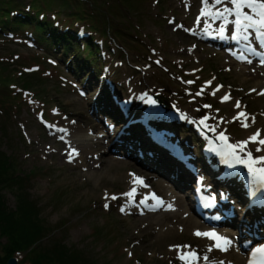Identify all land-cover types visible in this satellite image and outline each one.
<instances>
[{
	"label": "rangeland",
	"instance_id": "rangeland-1",
	"mask_svg": "<svg viewBox=\"0 0 264 264\" xmlns=\"http://www.w3.org/2000/svg\"><path fill=\"white\" fill-rule=\"evenodd\" d=\"M107 1L109 0H98L102 8L103 4L108 5ZM179 1L181 0H140L138 3L132 1L137 10H124L126 21L106 12L111 25H116L121 34L126 32V36L132 38L133 42L126 37H116L128 49L120 52L121 57L117 55L119 60L114 56L107 57H111V60L105 65L107 71L101 76L103 81L91 80L89 76L73 77L56 58L39 47L35 48L30 41H23L19 36L11 40L0 37V156L3 155L11 164V176L8 181L11 186H0V195L5 209L10 213L17 211L19 205L25 206L27 202L34 210V219L39 221L38 224L44 229V232H41V240L33 242L36 230L32 228H36V225H14L18 221L27 222L19 218L18 214L14 213L15 222L12 220L11 223V229H14L12 233L22 232L21 238L26 248L34 254L35 251H41L37 252L41 254L43 249L54 251L55 246L60 245L67 250L77 251L82 259L90 260L91 264H185L180 254L163 255L157 246L149 253L139 250L145 243H151L153 237L142 230L136 237L135 233L139 230L134 228L130 235H125L129 222H120L122 216L113 208H102L104 195L111 191L119 192L122 187L119 190V187L110 184L111 187L102 190L105 187L98 180L91 179L88 171L79 167L80 159L71 155L62 160L58 155L65 154V147L76 144L74 142L78 139L83 142L85 139L79 136L85 135V148H88L86 143L99 140L103 143V149L94 154L100 158L111 157L115 147L114 135L109 138L111 142L107 143L109 139L105 134L112 132L102 129L103 124L106 128L108 125L102 119L104 114L101 115V110H113L116 115L119 114L122 106L115 107L116 97L126 95L128 99L134 97L135 104L144 103L145 119L161 117L166 127H161L157 122V128H167L177 139L185 140L180 135H191L190 140L199 154L196 156L192 151L194 160L200 164H208L217 158L215 151L206 152V144L207 148H210L208 138L211 137L224 145L225 142L219 139L221 132L227 137L228 144L249 141L257 132L260 134L259 138L264 139V96H258L259 91L253 95L247 94L255 83L253 81L248 83L243 79L239 81L231 78L234 81L230 82L225 80V76L215 72L224 73V68L219 66L218 57L213 60L210 55L209 57L201 52L198 45L202 44V39L191 37V29L183 26L187 9H181ZM195 1L203 5L202 0ZM118 4L120 3H114L117 8L123 5ZM113 13L115 14V11ZM178 23L187 29L183 39L190 43V47L197 46L200 51L198 59L182 50L179 36L174 33ZM216 33H219V30ZM108 35L113 36L111 30ZM209 49L217 52L219 48L211 45ZM232 58L239 62L235 57ZM90 73L89 70L86 75ZM223 83L228 86L222 88ZM244 83H247L248 88L240 94L241 97L233 96L232 93L238 94L240 86ZM223 95H228V102L221 100ZM236 102H239V108L236 107ZM135 104H131V107ZM157 106H164L163 113L170 114L169 120H166L167 116L155 115ZM240 111L246 114V119L239 116ZM204 114H209L212 121L207 129L200 123L201 120L204 121ZM189 116L192 117L191 125L187 124L186 117ZM120 122L127 126V118H122ZM145 124L147 127L142 124L140 129L145 130L149 137L148 129L152 126ZM243 124L248 126L244 127ZM68 125L70 131L67 130ZM90 128L94 130L89 132ZM155 136L158 135L152 137L154 142L157 140ZM166 145L167 143H164L161 147L163 151H166ZM253 145V142L252 145L247 143L245 152H250L254 158L264 155V145L262 148L257 144ZM120 146L119 144L118 148H122ZM257 148L262 150L257 151ZM237 152L244 156L238 149ZM142 162L150 165L151 169L157 167L155 160L144 159ZM168 167L171 165L168 164ZM257 167H264V164ZM171 168L175 170L174 167ZM222 171H219L221 175L214 172L213 168L208 172L214 185L224 189V207L231 213L229 221L234 224L229 231L236 232L237 235L239 232L243 233V229L249 237V228L254 225L249 226V221H256L260 230L256 239H250L242 247L243 250H238L245 258L243 252H246L251 244L264 242V208H259L262 196L255 197L256 201L251 199V196H254L252 192L255 182L250 175L246 183L243 181V186L241 182H237L239 180L230 181L232 178L227 176V165H224ZM145 172L152 175L147 169ZM244 172H248L247 168ZM168 175L173 176L174 171L168 172ZM16 179L18 181H15ZM96 186L99 191L94 195L92 189ZM248 195L251 196L247 198ZM215 206L216 202L214 208ZM248 206L251 207L252 214L246 210ZM28 213L31 214L29 206ZM187 235L191 237L190 234ZM0 241L3 244L7 237L2 236ZM136 242H140V246H137ZM183 242H190V239L182 240L181 243ZM181 247L183 253L196 252V248L191 244H182ZM22 255L29 262L28 255ZM22 255L11 259L19 264L18 259H22ZM234 262L227 261L226 264ZM196 264L214 262L203 261Z\"/></svg>",
	"mask_w": 264,
	"mask_h": 264
},
{
	"label": "bare ground",
	"instance_id": "bare-ground-1",
	"mask_svg": "<svg viewBox=\"0 0 264 264\" xmlns=\"http://www.w3.org/2000/svg\"><path fill=\"white\" fill-rule=\"evenodd\" d=\"M178 5L181 9H187V16L183 21V26L191 29V37L202 39V44L198 45V47L200 46L199 48L201 49V52L205 53L207 56L210 55L211 57H209L213 60L214 57H218L217 62L219 66H223L224 73H221L220 71L215 72L220 76H225V80H230V82L234 81L231 80V78H236L239 81L243 79L248 83L253 81L255 83L252 84V89L249 87L250 90L247 91V94L253 95L255 92L259 91L258 96H264V62L261 63L256 61L255 59H252V56L250 55H264V50H262L260 46V43L264 44V36L255 39L254 35L256 32L254 30H249L247 33H242L237 37V44L234 46L230 40L232 38V32H229L232 26L231 23L228 24L224 36L218 35L216 32L220 28L221 20H213L210 17H201L200 22L197 23V18L200 16L201 9L204 5H201L199 2L197 3L195 0H181L178 2ZM223 6L224 5H216L215 8H212L210 3L208 7L212 11H215ZM227 6L231 7V5ZM228 19L229 21H232L234 18L231 19V17H229ZM205 21L210 25L207 31L205 30ZM172 22L174 23V20H172ZM175 26L174 33L179 36V44L182 50L187 54H191L193 58L198 59L200 51L197 46H194L195 48L190 47V43L188 44V41L183 39V37L186 36L187 29H185V27L183 28L179 23ZM208 36L212 38V42L208 39ZM245 36L247 38H245ZM211 45L219 48L217 52L209 49ZM228 50L230 52H228ZM232 53L237 57L239 62L232 58ZM257 65L260 68L256 67ZM223 84L224 85L221 84L222 88L228 86L225 83ZM247 88V83H244L240 86L238 94L232 93V95L240 98V94H243ZM115 100V107H118L117 105L122 106L119 114L116 115L113 110L112 112H109L110 110L105 112L104 109L101 110V112H103L101 115L104 114L102 119L109 127L106 128L103 124L102 129L107 132H112L110 134H105L107 139L114 135L113 143L115 147H113L114 151H112V156L110 155L111 157L108 158H100L98 155L94 154V152H100L103 149V143L99 140H92L91 143H86L88 148H85L83 142L86 141V136L83 135L79 137L85 140L82 142L78 139L74 142L76 144L67 145V147H65V154H58L60 158L66 160L71 155H74L77 159H80L81 164L79 167L88 171L91 179L98 180L102 186L105 187L102 188V190L107 189L110 184L119 187V190L122 187V190L119 192L111 191L104 195L105 197L101 202L102 208L106 205L113 208L117 214L122 216L120 222H129L124 233L125 235H130L134 228L139 230L135 233L136 237L140 233V230L149 233L150 237H153L151 243H145V245L139 249L144 253L153 251L154 246H157V248L163 252V255L180 254L181 256L183 254L181 247L182 244H191L196 248L194 249L196 250V258L193 260L192 264H196V262L201 263L203 261H212L214 264H221V262H223V264H226L227 261L232 260L235 261L234 264H244L245 258L241 256L238 250H241L243 244L250 239H256L257 236H259L260 230L258 229L256 221H249V226L253 224L255 225V227L253 225V227L250 226L249 228L251 233L248 232V235L251 236L248 237L243 229L241 230L243 233L238 231L239 233L237 235L235 234L236 232L229 231L232 230L231 227H234V224L229 221L231 213L224 207V189H219L217 188V185H214L208 172L213 167H216L217 171H222L224 168V162L217 158L209 161L208 164L205 162L202 164L195 162L192 151L196 153V156L199 154L190 140L191 135L188 137L180 135L181 138L185 139L180 140L177 139L176 135L169 133L167 128H157V122L160 123L163 119L161 120V117H154L152 120L149 119L150 117L145 119L146 114L144 109L146 106L144 103L135 104L136 100L134 97L128 99L126 95H120L116 97ZM225 102L228 101L226 100ZM133 103L135 106L131 107V104ZM157 109L164 110V108ZM168 115L170 116V114H165L163 117L167 116L168 118L166 120H169L170 117ZM122 118L123 120L127 118V126L121 124L120 121ZM203 118L204 123L202 127L207 129L212 122L210 121L211 117L209 114H204ZM186 119L188 121L187 124L191 125L192 117L189 116L186 117ZM243 119L246 118L243 117ZM145 123L152 126V128L148 129L149 137L146 135L145 130L140 129L142 124L146 126ZM162 126L166 127L165 121L162 122ZM214 126L215 128L217 127L215 124ZM67 128L66 129L70 131V125H68ZM189 129L193 130V128ZM93 130L94 128H90L89 132ZM154 135H158L155 136L157 138L156 141L170 144L173 150L172 153L163 151L161 146L156 145L154 140H152ZM208 141L214 143V140L211 137L208 138ZM110 142L111 139H109L107 143ZM119 144L123 149L118 148ZM248 144L252 145V142L250 141ZM255 144L261 146V148L263 146L258 142L254 143V145ZM207 147L206 144V152L208 151V153L220 149L217 145L215 148ZM108 152L111 154L110 150ZM175 155L176 159L174 158ZM144 159H149V161L155 160L157 167L151 169L152 167L150 165L142 162ZM168 164H170L171 167H174L175 170L168 167ZM242 167L244 168L245 166ZM146 169L149 170L152 175L145 172ZM170 171H174L173 176L168 175V172ZM133 175L142 178L143 185H134ZM133 187H135V192L129 197L126 194L129 193ZM263 190L264 187H261L260 185L254 187L252 192L254 196H251V199L256 201V198L260 197ZM92 191L93 194L96 195V192L99 191V187H93ZM197 192L205 193L214 197L216 206L211 215L215 214L219 217L215 225H210L208 222H204L203 216H206L207 214L193 204L192 199ZM113 196H115L116 199H112L111 197ZM153 196L155 199L151 198ZM249 197L250 195L247 196V198ZM142 200L144 203H141ZM259 208L264 207L261 204ZM246 210H248L250 214L253 213L250 206H248ZM213 226H220L222 228H214ZM197 231L201 233L214 231L219 236L229 239L231 244L227 246L226 251H222L214 246L216 243L214 239H210L203 235H196L195 233ZM187 233L190 234L191 237L188 235L186 236ZM187 238L190 239V242L181 243L182 240H186ZM140 244V242H136L137 246H140ZM205 257H207V259H205Z\"/></svg>",
	"mask_w": 264,
	"mask_h": 264
},
{
	"label": "trees",
	"instance_id": "trees-1",
	"mask_svg": "<svg viewBox=\"0 0 264 264\" xmlns=\"http://www.w3.org/2000/svg\"><path fill=\"white\" fill-rule=\"evenodd\" d=\"M132 1L138 3L140 0L114 2L109 0L106 2L108 5L103 4V8L98 0H0V37L11 40L19 36L23 41H30L29 43L35 48L39 47L43 52L56 58L73 77L89 76L91 80L103 81L101 76L107 71L105 65L107 66V62L111 60V57H107L114 56L118 59L117 55L121 57L120 52L128 49L116 37L132 40L126 36V32L121 34L116 25H111L106 12L115 15V18L121 21L125 20L124 10L127 9V12L137 10V6ZM116 2L123 4L120 9L114 5ZM109 30L112 31L113 36L108 35ZM111 52L115 53L111 54ZM89 70L91 73L86 75ZM101 92H104V88ZM10 168L11 164L1 155V188L11 186L8 182L11 176ZM1 198L0 195V240L4 236L7 237V241L3 244L0 241V264H7L9 259L16 258L22 253L28 255L29 262L22 255L23 258L18 259L19 264H91L90 260L82 259L77 251L67 250L60 245L55 246L54 251L43 249L41 254L37 253L41 251H35L34 254L32 250H28L21 238L23 233H12L14 229H11V223L12 220L15 222L14 213L27 221H18L14 225L30 227L36 225L38 228V230L32 228L36 230L33 242L43 238H41L43 227L34 219L36 217L34 210L28 202L25 206L19 205L17 211L10 213L5 209Z\"/></svg>",
	"mask_w": 264,
	"mask_h": 264
},
{
	"label": "snow or ice",
	"instance_id": "snow-or-ice-1",
	"mask_svg": "<svg viewBox=\"0 0 264 264\" xmlns=\"http://www.w3.org/2000/svg\"><path fill=\"white\" fill-rule=\"evenodd\" d=\"M210 3L212 8H215L216 5L224 6L212 11L208 7ZM202 4L204 7H202L200 16L197 18V23L200 22L201 17H210L213 20H221L222 22L219 28L221 35L225 32L228 24L231 23L234 26L232 39H237L238 36L242 33H247L249 30H254L258 37L264 36V0H202ZM227 5H231V7H228ZM245 9H247V11H245ZM229 17H234V19L229 21ZM209 27L210 25L207 21H205V30L207 31ZM245 38L247 37L245 36ZM218 90L219 89H217V91ZM228 99L229 97L227 95L222 97V100L226 101ZM239 106V102H236V107L239 108ZM239 116L246 118V114L243 112L239 113ZM203 122V120L200 121L201 124H203ZM242 126L247 127L248 125L243 124ZM259 135V132L254 133L253 136L249 138V141L253 143L258 142L260 145H264V139H259ZM219 139L225 142L224 150L221 154L226 158V162L229 164L244 165L247 168L248 174L251 176L252 180L258 183L261 187H264V167H257V165L264 164V155L254 158L250 152H245L246 145L249 141H242L237 144H228L226 143L227 137L223 132L219 133ZM237 149L239 150V153H244V156H240ZM261 150L262 149L257 148V151ZM133 184L143 185L142 178L135 177L133 175ZM134 192L135 187H133V189L126 195L131 197ZM111 198L116 199L115 196ZM151 198L155 199L154 196ZM141 203H144V201L142 200ZM195 234L214 239L216 241L214 246L222 251H226L227 246L231 244L229 239L219 236L214 231L203 233L197 231ZM252 255L254 258L258 257L261 264H264V246L255 248ZM180 258L185 261V264H192L196 257L195 253L189 252L183 253ZM205 259H207V257H205ZM221 264H223V262H221Z\"/></svg>",
	"mask_w": 264,
	"mask_h": 264
},
{
	"label": "water",
	"instance_id": "water-1",
	"mask_svg": "<svg viewBox=\"0 0 264 264\" xmlns=\"http://www.w3.org/2000/svg\"><path fill=\"white\" fill-rule=\"evenodd\" d=\"M8 264H16V261L14 259H11Z\"/></svg>",
	"mask_w": 264,
	"mask_h": 264
}]
</instances>
